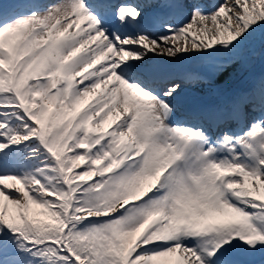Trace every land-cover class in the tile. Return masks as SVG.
<instances>
[{
	"label": "snow or ice",
	"instance_id": "6c2138e0",
	"mask_svg": "<svg viewBox=\"0 0 264 264\" xmlns=\"http://www.w3.org/2000/svg\"><path fill=\"white\" fill-rule=\"evenodd\" d=\"M257 52L264 0H0V264H264Z\"/></svg>",
	"mask_w": 264,
	"mask_h": 264
},
{
	"label": "bare ground",
	"instance_id": "6f19581e",
	"mask_svg": "<svg viewBox=\"0 0 264 264\" xmlns=\"http://www.w3.org/2000/svg\"><path fill=\"white\" fill-rule=\"evenodd\" d=\"M211 1L217 2V0ZM249 61L244 65H237L227 70L225 78L229 80L230 87L234 85L238 87L237 91H242L248 88V86L252 84L254 80L264 78V59L260 64L255 63L254 65H249ZM185 87L186 90L189 91V93L187 92L189 97L202 95L209 100L217 98L216 92L213 89H210L206 84L188 83L185 85Z\"/></svg>",
	"mask_w": 264,
	"mask_h": 264
},
{
	"label": "rangeland",
	"instance_id": "374dc122",
	"mask_svg": "<svg viewBox=\"0 0 264 264\" xmlns=\"http://www.w3.org/2000/svg\"><path fill=\"white\" fill-rule=\"evenodd\" d=\"M218 2H222V0H219ZM264 59V53L257 52L252 59L249 61V65H254L255 63L260 64L261 61ZM249 83V82H248Z\"/></svg>",
	"mask_w": 264,
	"mask_h": 264
}]
</instances>
